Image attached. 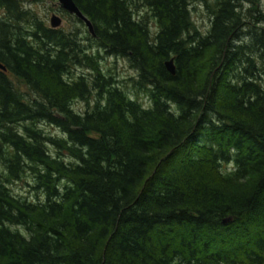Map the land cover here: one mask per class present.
Wrapping results in <instances>:
<instances>
[{
  "label": "trees",
  "instance_id": "obj_1",
  "mask_svg": "<svg viewBox=\"0 0 264 264\" xmlns=\"http://www.w3.org/2000/svg\"><path fill=\"white\" fill-rule=\"evenodd\" d=\"M75 1L89 44L0 0V264H264V12L202 0L201 32L194 0ZM27 174L37 199L12 189Z\"/></svg>",
  "mask_w": 264,
  "mask_h": 264
},
{
  "label": "rangeland",
  "instance_id": "obj_2",
  "mask_svg": "<svg viewBox=\"0 0 264 264\" xmlns=\"http://www.w3.org/2000/svg\"><path fill=\"white\" fill-rule=\"evenodd\" d=\"M254 3H253V2ZM23 4L27 8H31L33 13L37 15L46 26L51 27V17L56 14L62 18V24L59 28L66 31L78 32L79 37L81 38L82 43L89 44L93 42L88 39L87 36L93 37L89 32L86 24L78 19L76 16L71 15L60 8L59 2L57 0H22ZM259 6V9L264 12V0H244V9H251L254 12ZM142 13H145V10H141ZM257 14V13H256ZM192 17L195 23L196 28L201 32H207L211 28L212 17L210 10L206 7L205 3L202 0H194L192 3ZM151 32H157L158 26L155 22L149 23ZM95 46V45H94ZM96 48L94 47V50ZM104 58L101 60V66L106 73H111L119 81L120 86L126 90L132 97L138 98L143 103H148L149 98L146 93L139 89L135 78L138 77V70L134 68L130 61L126 57H117L113 55H105L102 51ZM79 74L91 75V70L88 67H77L73 69V76H78ZM16 84L21 87V90L27 92L28 89L24 84L20 83L18 78H14ZM87 102L84 100H76L74 103V108L77 111H85L87 109ZM41 126L43 129L51 135L62 136V131L55 126H52L48 123L42 122ZM50 150L56 153V148L50 146ZM184 156H178L175 160L180 161ZM174 164V163H172ZM4 165L0 162V175L3 174ZM35 182L33 177L30 174H27L22 180H18L11 184L12 189L16 195L27 197L29 199H37V195L42 194L39 191L34 189ZM262 217V216H261ZM256 224V223H255ZM255 228V226H252Z\"/></svg>",
  "mask_w": 264,
  "mask_h": 264
},
{
  "label": "water",
  "instance_id": "obj_3",
  "mask_svg": "<svg viewBox=\"0 0 264 264\" xmlns=\"http://www.w3.org/2000/svg\"><path fill=\"white\" fill-rule=\"evenodd\" d=\"M59 2L60 8L66 11L69 14L75 15L78 19L82 20L89 32L92 36H96L95 32V26L92 22V20L81 10V8L77 5L75 0H57ZM51 27L52 28H58L62 24V18L56 14H54L51 17ZM167 69L174 74L176 72V67L174 64V59L171 58L166 62ZM0 68L3 70H6V66L0 63ZM229 220H225V223H227Z\"/></svg>",
  "mask_w": 264,
  "mask_h": 264
}]
</instances>
